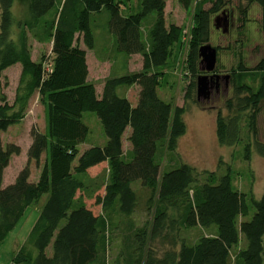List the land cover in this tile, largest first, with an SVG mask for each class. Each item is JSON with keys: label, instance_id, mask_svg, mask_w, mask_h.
<instances>
[{"label": "trees", "instance_id": "1", "mask_svg": "<svg viewBox=\"0 0 264 264\" xmlns=\"http://www.w3.org/2000/svg\"><path fill=\"white\" fill-rule=\"evenodd\" d=\"M15 1L0 0V246L28 208L45 195L47 199L12 264H264V193L257 199L236 189L230 171L222 175L204 172L201 179L185 163L163 170L167 153H174L187 133L186 107L159 95L165 74L161 70L174 47L183 45L185 33L184 27L167 24L166 0H141V11L126 16L122 0L19 1L28 3L30 22L20 27L16 39L11 11ZM178 2L185 9L194 7L185 100L200 105L197 81L204 73L200 48L210 45L215 20L224 15L230 19L231 13L227 0ZM240 2L246 3L239 6L241 26L249 6L259 5L264 35V0ZM206 4H210L207 9ZM103 12L109 14L113 38L106 54L110 52L115 59L121 54L140 55L142 69L110 75L98 97L95 84L88 81L87 51L96 46L93 17ZM28 31L38 42L51 44L49 55L40 61L32 59ZM215 49L219 54L221 48ZM17 64L22 72L11 103L1 82L3 72ZM218 73L216 68L209 75ZM249 75L258 77L256 88L246 82ZM229 76L234 97L226 101V116L217 113L218 144L235 147L245 140L246 127L245 159L250 160L253 147L264 158L257 128L264 102V56L252 70L240 60ZM133 86L140 88L136 107L118 92ZM35 94L44 102L47 127L45 132L32 129L28 164L39 165L45 153L46 159L37 182H31L26 165L14 183L5 187L4 172L21 150L14 144L5 146L1 133L25 118ZM86 112L97 115L107 141L81 152L79 145L90 133L83 122ZM128 129L131 149L125 153L123 137ZM105 162L104 174L91 178L89 171ZM138 181L141 186L135 190L133 183ZM87 199H95L101 214L88 207ZM138 212L151 215L141 227L131 220ZM115 215L127 218L128 224L120 250L111 260L110 233L120 226L113 222ZM195 229L199 231L196 240L182 237V231ZM157 242L169 248L160 254Z\"/></svg>", "mask_w": 264, "mask_h": 264}, {"label": "rangeland", "instance_id": "2", "mask_svg": "<svg viewBox=\"0 0 264 264\" xmlns=\"http://www.w3.org/2000/svg\"><path fill=\"white\" fill-rule=\"evenodd\" d=\"M126 3L127 12L123 15L135 14L141 11V0H122ZM168 23H177L184 27L185 33L182 38L183 45L175 46L173 55L169 58L168 63L162 68L165 74L161 79L160 92L170 91L171 102L177 106H185L187 112L184 120L187 124V134L180 143L174 153H167L163 163V170L175 169L181 164H188L194 168L197 174L203 179L204 172H217L219 175L226 174L230 171L233 185L236 189L243 193L249 194L260 199L264 193V158L258 155L253 147L250 160L245 159V145L247 143V128L244 127V139L235 147L226 148L218 144L216 136V117L219 111L224 116L227 115L226 101L234 97V86L225 79L220 81V88L214 90L210 98L200 101V105L186 102L185 92L186 86L190 82V74L187 70L188 54L191 43V27L193 25V9L183 8L178 0H166ZM242 4L240 0H227V10L231 13L230 26L227 33L212 27L210 45L212 47H220L221 50L217 54L216 68L219 70L220 77L229 75L232 69H236L242 60L247 69L252 70L264 56V35L261 29L262 11L259 5L253 4L249 6L247 18L244 25L241 26L243 20L239 13V6ZM244 2L242 6H245ZM210 4H206L205 8H209ZM12 13L14 16L13 32L15 39L18 37L20 27L25 22H30L28 12V3L15 1L13 3ZM108 12L95 15L93 17V29L95 33L96 52L104 53L111 50L113 38L108 29ZM154 15H150L146 19V24L151 21ZM29 44L32 49V59L40 61L42 56L49 55L51 50L50 43L38 42L33 32L28 31ZM79 36V35H78ZM105 47V48H104ZM106 49V51H105ZM105 51V52H104ZM115 54V52H114ZM118 56H122L118 55ZM117 57L116 59H118ZM91 65H95L93 55H90ZM131 68L135 71L139 69L136 62H131ZM116 64H120L117 61ZM20 68V65L18 66ZM109 67L101 71L99 82H103L106 75H109ZM16 68L9 69L3 76L1 85L7 94L11 103L14 102L16 89L18 87L20 75L16 74ZM96 69H94L95 75ZM127 71L118 72L117 76L127 74ZM204 74V73H203ZM201 74V75H203ZM213 74V73H210ZM108 78V77H107ZM246 82L253 87L258 86V77L249 75ZM6 85V86H5ZM122 88L118 92H121ZM160 97L162 95L160 94ZM25 118L14 126H11L5 133H1L3 144H14L20 147L21 153L11 158L10 165L7 169L6 180L11 178L19 170L26 165L30 166L31 175L35 177L40 172L45 159L46 153L42 156L39 165L34 161L28 164L27 152L32 143L31 131L36 129L40 132L46 131V110L44 102L38 94H35L30 100ZM83 122L89 127L90 133L84 147L88 144H99L105 137L102 125L94 112H86L83 114ZM258 140L264 144V102L262 103L261 112L257 121ZM81 144V145H82ZM79 145V150L83 147ZM106 171L103 167H98L89 172L90 177H98ZM141 182L133 183L135 190L139 189ZM103 190L97 194H102ZM47 196H43L40 201L26 211L24 217L18 223L17 227L9 234L3 244L0 246V264H12L13 257L18 247H20L28 238L38 216L40 210L44 206ZM86 204L95 214H101V207L95 204V199H87ZM130 220V219H129ZM131 220L137 227L143 226L151 220V215L146 212L135 213ZM113 222L120 225L118 229H114L110 233L111 246L109 258H115L122 244L123 233L126 232L128 219L115 215ZM182 237L188 241H194L199 235L197 229L190 231H182ZM156 248L161 254L168 249V244L156 243Z\"/></svg>", "mask_w": 264, "mask_h": 264}, {"label": "crops", "instance_id": "3", "mask_svg": "<svg viewBox=\"0 0 264 264\" xmlns=\"http://www.w3.org/2000/svg\"><path fill=\"white\" fill-rule=\"evenodd\" d=\"M166 16H167V7H166ZM167 19H168V16H167ZM167 24L170 25L171 23H168V21H167ZM172 24H175L177 26H180L177 23H172ZM150 25L151 24L149 23L148 26L150 27ZM81 47L83 49H85V47L83 46V44L81 45ZM96 49H97V46H95V49L94 50H90V51L88 50L87 51V66H88V81L95 84V86H96V92H97V96L98 97H101V95H102L103 82L102 83L99 82L100 77H95V76L96 75H99L101 73V71L105 70L107 67H109L108 68L109 69V75H106V78L109 77L110 75H117V71L118 72H124V71L128 70L127 72L133 73V72H138V71H140L142 69V57L140 55H132L131 57H126V56H123L122 55V56H118L119 57L118 59H115L114 57H112L109 54L110 52H108V54H106V52H105L106 49L104 51L105 52L104 55H100L101 53H97L96 52ZM90 55H93V57H94V61H95L94 67H93V65H91ZM117 61H120V64L119 65L116 64ZM131 62H136L137 65H139V69L137 71H135V70H133L131 68V64H132ZM18 66H19V64L15 65L13 67L8 68L7 70H5L3 72V76H8L6 74V72L9 69H12V68H16L17 69L15 71L16 74L21 75L22 67L20 65V68H18ZM94 69H96L95 75H94ZM120 91H121L120 93H121L122 96H126L128 98V100L131 102V104H132L133 107H136L137 106L138 99H139L138 98L139 97V92H140V88L138 86H133V87L128 88V89L122 88ZM160 94L162 95L161 98L163 100L168 101V102H169V100H171L170 99L171 98L170 91H168V90L166 91L165 90L163 92H160V90H159V95ZM130 132H131V130L128 129L126 131L124 137H123V149H124V152L125 153H127L131 149L130 143L128 142V137L130 135ZM182 138L179 140V143L181 142ZM106 141H107L106 138H104V140L101 143H99V144H96V143L95 144H88L85 147L83 146L85 144H82L81 147H83V148L81 149V152L89 149L92 146H96V145H98V146H104L106 144ZM98 167H103V169L105 170V168L106 169L108 168V164L105 162V163H103V164H101L99 166H96V167L92 168L91 170L96 169ZM7 169H8V167H7ZM7 169L4 172V179H3V186H5V187L13 184L14 181H15V179H16V177H17V175H18V173L20 172V170H19L16 174H13V176L11 178H9L8 180H6V177H7ZM39 174H40V172H38V174L35 177H32V175H31V182H37L38 181V178H39ZM91 178H94V177L91 176ZM41 210L39 212H41ZM20 247H18V249L15 252V254L18 252V250L20 249ZM48 254L49 255L52 254L51 247L48 249Z\"/></svg>", "mask_w": 264, "mask_h": 264}, {"label": "water", "instance_id": "4", "mask_svg": "<svg viewBox=\"0 0 264 264\" xmlns=\"http://www.w3.org/2000/svg\"><path fill=\"white\" fill-rule=\"evenodd\" d=\"M23 1V0H16ZM216 29L221 30L223 33H227L230 26V19L227 16L217 18L214 22ZM201 57V71L205 74L200 75L197 81V99L198 101H204L210 98L211 93L218 88L220 83L219 75H209L213 73L217 65V50L211 45H205L200 48ZM216 76V80H213ZM229 82L230 76L224 77Z\"/></svg>", "mask_w": 264, "mask_h": 264}, {"label": "flooded vegetation", "instance_id": "5", "mask_svg": "<svg viewBox=\"0 0 264 264\" xmlns=\"http://www.w3.org/2000/svg\"><path fill=\"white\" fill-rule=\"evenodd\" d=\"M220 86V85H219ZM220 87H218V88H215V90H218Z\"/></svg>", "mask_w": 264, "mask_h": 264}]
</instances>
